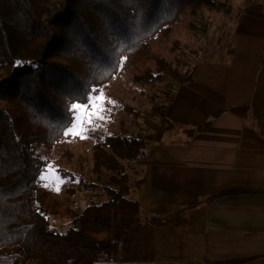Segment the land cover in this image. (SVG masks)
I'll list each match as a JSON object with an SVG mask.
<instances>
[{
	"label": "trees",
	"instance_id": "16d2710c",
	"mask_svg": "<svg viewBox=\"0 0 264 264\" xmlns=\"http://www.w3.org/2000/svg\"><path fill=\"white\" fill-rule=\"evenodd\" d=\"M227 4L0 0V101L5 103L0 106V264L127 259L142 225L140 205L130 197V175L119 159L130 164L143 156V135L136 136L125 126L120 134L95 138L93 172L101 179L103 170L111 171L108 182L113 187L104 189L105 202L74 214L63 232L52 226L46 213L38 180L43 162L35 148H52L63 139L69 104L89 89L109 84L121 69L167 80L172 99L180 86L193 80L196 66L185 65L182 51L176 55L177 49H183L177 39L182 23L198 32L197 20L205 9L219 14L231 10ZM166 55H173V60ZM170 98L154 95L147 113L127 106L118 110L170 131L174 128L167 117Z\"/></svg>",
	"mask_w": 264,
	"mask_h": 264
},
{
	"label": "crops",
	"instance_id": "0c3cea01",
	"mask_svg": "<svg viewBox=\"0 0 264 264\" xmlns=\"http://www.w3.org/2000/svg\"><path fill=\"white\" fill-rule=\"evenodd\" d=\"M243 8L223 58L169 102L172 131L150 126L130 193L150 233L94 264H264V0Z\"/></svg>",
	"mask_w": 264,
	"mask_h": 264
},
{
	"label": "rangeland",
	"instance_id": "374dc122",
	"mask_svg": "<svg viewBox=\"0 0 264 264\" xmlns=\"http://www.w3.org/2000/svg\"><path fill=\"white\" fill-rule=\"evenodd\" d=\"M217 1L228 3L227 6L229 5L231 10L224 9L222 13L217 14L205 9L202 18L197 20L198 32L193 31L186 21L182 23V33L177 39L182 43L183 49H177L176 55L182 51L184 57L180 56V59L187 66L192 67L205 60H221L233 43L232 32L239 12L243 11L245 4L251 2V0ZM166 59L173 60V55H166ZM185 70L182 69V72ZM166 83L167 80L156 76L149 79L138 73L136 75L129 70L121 69L109 84L96 89L103 93L104 100L93 102L95 107L91 108L92 123H85L82 129L77 122L72 132L65 135L52 148L42 145L35 148L36 156L43 162L42 172L45 178L41 180V191L45 199L46 213L52 226L59 232L66 230L72 216L77 212H81L93 203L105 202L107 196L104 189L108 186L113 187L108 182V178L112 175L111 171L103 170L101 179L93 172L95 138L106 134H120L122 127L126 126L135 132L133 134L143 135L145 153L150 126L158 127L159 124L148 119L141 120L126 116L118 108L127 106L133 111L149 112L154 105L152 103L154 95L162 100L171 97L172 91L169 90L167 93ZM0 106L4 107L5 103L0 101ZM83 114V110H80L81 117ZM74 132H81L85 138L72 134ZM143 157L144 155L130 164H127L124 158L119 159L130 175L131 187L137 182ZM142 230L143 234H149L151 231L144 228ZM139 254L143 253L137 252L135 256H140Z\"/></svg>",
	"mask_w": 264,
	"mask_h": 264
},
{
	"label": "snow or ice",
	"instance_id": "6c2138e0",
	"mask_svg": "<svg viewBox=\"0 0 264 264\" xmlns=\"http://www.w3.org/2000/svg\"><path fill=\"white\" fill-rule=\"evenodd\" d=\"M117 61H119L120 57H116ZM115 67L118 69L120 67L119 62L116 63ZM104 96L102 92H98L95 89H89L86 94H82L74 98V101L69 104L65 113V123L64 128L65 131L62 133L63 135H68L72 132L77 122L80 123L81 128L83 129L85 123H92V115L91 108L95 107L94 101H103ZM80 110H83V117L80 115ZM101 119L103 117H100ZM72 134L81 135V138H85L81 132H74ZM45 177L43 172L38 177V180H43ZM47 187V185H45ZM59 189L57 188V191Z\"/></svg>",
	"mask_w": 264,
	"mask_h": 264
}]
</instances>
